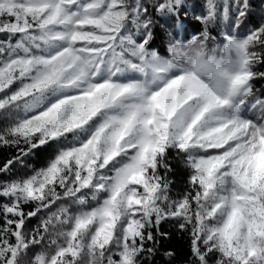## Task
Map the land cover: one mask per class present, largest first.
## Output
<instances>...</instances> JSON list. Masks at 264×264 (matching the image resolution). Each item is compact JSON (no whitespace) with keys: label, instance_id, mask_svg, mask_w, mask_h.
<instances>
[{"label":"snow or ice","instance_id":"6c2138e0","mask_svg":"<svg viewBox=\"0 0 264 264\" xmlns=\"http://www.w3.org/2000/svg\"><path fill=\"white\" fill-rule=\"evenodd\" d=\"M256 9L245 28L252 0H0V264H264Z\"/></svg>","mask_w":264,"mask_h":264},{"label":"trees","instance_id":"16d2710c","mask_svg":"<svg viewBox=\"0 0 264 264\" xmlns=\"http://www.w3.org/2000/svg\"><path fill=\"white\" fill-rule=\"evenodd\" d=\"M252 2L253 14L249 16L248 20L245 22V28L248 25L255 23L258 19V9H256L258 0H252ZM187 27L189 28V30H191L192 28L196 27V23L194 21H191L190 18V22ZM260 70L264 71V66H261ZM255 86L261 89L262 92H264V80H256ZM10 154H15V149L0 147V161H3ZM45 158L46 154L40 153L34 157H30L27 162L35 165L36 167H40ZM186 177L187 169L178 164L176 161H173V173L170 175L169 179L173 181L172 190L174 193L182 190ZM32 223L34 224L35 221L33 220ZM161 231L169 232L170 238L166 241H163V243L171 247L176 252L177 258H180L187 253V240L183 233H179L175 230L172 223L161 222ZM165 250L166 249H161V252L157 253L156 257L153 260V264H166L167 258L162 256V253ZM173 264H175V262H173Z\"/></svg>","mask_w":264,"mask_h":264}]
</instances>
